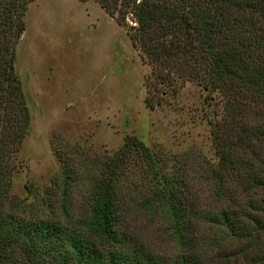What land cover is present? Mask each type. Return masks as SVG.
Instances as JSON below:
<instances>
[{
  "label": "trees",
  "instance_id": "1",
  "mask_svg": "<svg viewBox=\"0 0 264 264\" xmlns=\"http://www.w3.org/2000/svg\"><path fill=\"white\" fill-rule=\"evenodd\" d=\"M32 1L0 0V264H264V0H79L124 29L150 68L147 93L187 81L220 100L208 121L216 164L131 136L98 162L55 149L43 205L59 214L24 219L8 192L30 119L14 62ZM131 214L160 220L176 252L145 246Z\"/></svg>",
  "mask_w": 264,
  "mask_h": 264
},
{
  "label": "rangeland",
  "instance_id": "2",
  "mask_svg": "<svg viewBox=\"0 0 264 264\" xmlns=\"http://www.w3.org/2000/svg\"><path fill=\"white\" fill-rule=\"evenodd\" d=\"M23 21L14 68L30 119L16 155L20 170L8 192L13 214L24 219L59 214L43 205L59 173L55 149L98 162L131 136L164 157L193 153L216 164L208 121L220 118V100L214 94L209 100L200 86L187 81L166 95L152 86L147 93L149 66L124 29L95 2L33 0ZM87 170L88 176L95 174ZM131 181L138 183L134 174ZM83 193L82 188L74 195L76 203ZM131 219L151 251L176 252L160 220L142 214Z\"/></svg>",
  "mask_w": 264,
  "mask_h": 264
}]
</instances>
